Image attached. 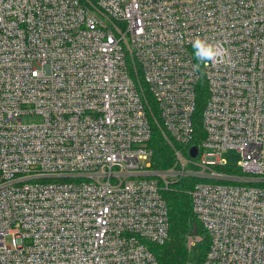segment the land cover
Masks as SVG:
<instances>
[{
	"label": "built area",
	"instance_id": "built-area-1",
	"mask_svg": "<svg viewBox=\"0 0 264 264\" xmlns=\"http://www.w3.org/2000/svg\"><path fill=\"white\" fill-rule=\"evenodd\" d=\"M181 179L202 264H264V0H0V264H157Z\"/></svg>",
	"mask_w": 264,
	"mask_h": 264
},
{
	"label": "trees",
	"instance_id": "trees-1",
	"mask_svg": "<svg viewBox=\"0 0 264 264\" xmlns=\"http://www.w3.org/2000/svg\"><path fill=\"white\" fill-rule=\"evenodd\" d=\"M207 98L206 85L202 79L196 86V109L194 124L196 135L193 143L198 145L201 137L200 114ZM149 147L153 151L152 166L165 170L172 167L174 159L172 150L165 143L158 130H153ZM196 180L181 179L163 194L169 216L168 239L163 245L148 244L157 260V264H191L189 261V237L199 238L200 254L197 264H202L209 248V239L192 213L190 198L186 193Z\"/></svg>",
	"mask_w": 264,
	"mask_h": 264
},
{
	"label": "clouds",
	"instance_id": "clouds-1",
	"mask_svg": "<svg viewBox=\"0 0 264 264\" xmlns=\"http://www.w3.org/2000/svg\"><path fill=\"white\" fill-rule=\"evenodd\" d=\"M193 56L196 63L193 65L194 71H202L212 63H218L217 46L207 39L197 37L192 41Z\"/></svg>",
	"mask_w": 264,
	"mask_h": 264
},
{
	"label": "rangeland",
	"instance_id": "rangeland-1",
	"mask_svg": "<svg viewBox=\"0 0 264 264\" xmlns=\"http://www.w3.org/2000/svg\"><path fill=\"white\" fill-rule=\"evenodd\" d=\"M40 122L39 118H26L23 120L24 124H37ZM206 154H212L210 150ZM219 160L226 162L229 166L235 167L240 161V154L235 149H227L218 156ZM200 247L199 243H193L189 248V261L191 264H197L199 260Z\"/></svg>",
	"mask_w": 264,
	"mask_h": 264
},
{
	"label": "water",
	"instance_id": "water-1",
	"mask_svg": "<svg viewBox=\"0 0 264 264\" xmlns=\"http://www.w3.org/2000/svg\"><path fill=\"white\" fill-rule=\"evenodd\" d=\"M191 158H195L197 155V148L195 146L190 147V153H189Z\"/></svg>",
	"mask_w": 264,
	"mask_h": 264
}]
</instances>
